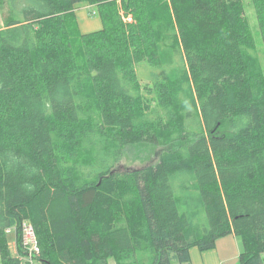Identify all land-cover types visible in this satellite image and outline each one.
<instances>
[{
  "label": "trees",
  "instance_id": "obj_1",
  "mask_svg": "<svg viewBox=\"0 0 264 264\" xmlns=\"http://www.w3.org/2000/svg\"><path fill=\"white\" fill-rule=\"evenodd\" d=\"M82 3L101 29L81 31ZM0 14V264L27 260L26 222L39 264H189L231 234L239 264H264V67L243 0ZM144 144L157 163L117 168Z\"/></svg>",
  "mask_w": 264,
  "mask_h": 264
},
{
  "label": "rangeland",
  "instance_id": "obj_2",
  "mask_svg": "<svg viewBox=\"0 0 264 264\" xmlns=\"http://www.w3.org/2000/svg\"><path fill=\"white\" fill-rule=\"evenodd\" d=\"M246 8V14L248 16L252 31L254 33L257 48L260 52V56L262 59V65L264 67V44L262 41V37L259 31V25L257 21L256 11L253 6L252 0H243ZM78 20L80 23V27L83 32H91L96 28V23H90L91 21H96V17L93 14V10L91 7L81 8L77 11ZM87 21V22H86ZM2 22L1 14H0V23ZM100 24V23H99ZM163 152V147H155L151 145H141L136 148H133L130 153L117 165V168L120 170H129V169H137L145 167L149 164H155L158 162L161 153ZM9 244L11 250H15L16 245V230L12 229L9 232ZM111 264H115V262L111 261ZM36 264H39L36 262ZM174 264H179L174 261Z\"/></svg>",
  "mask_w": 264,
  "mask_h": 264
},
{
  "label": "crops",
  "instance_id": "obj_3",
  "mask_svg": "<svg viewBox=\"0 0 264 264\" xmlns=\"http://www.w3.org/2000/svg\"><path fill=\"white\" fill-rule=\"evenodd\" d=\"M82 7L83 8L91 7L93 10V14L97 18L96 21L89 20L90 23H96L95 24L96 28L91 32L101 29L102 22L97 14V8L95 6H90L89 4L82 3L78 5L77 11ZM83 33H89V32H83ZM15 250L12 251L15 252ZM241 250L242 247L239 238L235 234H231L226 237L218 239L216 242V246L210 250L201 251L197 247L191 248L190 249L191 262L189 264H239V256Z\"/></svg>",
  "mask_w": 264,
  "mask_h": 264
},
{
  "label": "built area",
  "instance_id": "obj_4",
  "mask_svg": "<svg viewBox=\"0 0 264 264\" xmlns=\"http://www.w3.org/2000/svg\"><path fill=\"white\" fill-rule=\"evenodd\" d=\"M23 246L28 252L26 261L22 264H36L35 257L40 253V247L36 238L34 228L28 222L22 226Z\"/></svg>",
  "mask_w": 264,
  "mask_h": 264
},
{
  "label": "bare ground",
  "instance_id": "obj_5",
  "mask_svg": "<svg viewBox=\"0 0 264 264\" xmlns=\"http://www.w3.org/2000/svg\"><path fill=\"white\" fill-rule=\"evenodd\" d=\"M146 65V64H145Z\"/></svg>",
  "mask_w": 264,
  "mask_h": 264
}]
</instances>
